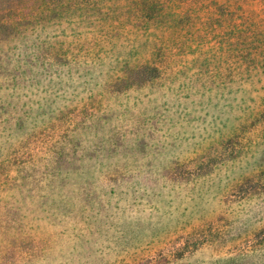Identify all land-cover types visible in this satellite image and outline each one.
Here are the masks:
<instances>
[{"label":"rangeland","instance_id":"rangeland-1","mask_svg":"<svg viewBox=\"0 0 264 264\" xmlns=\"http://www.w3.org/2000/svg\"><path fill=\"white\" fill-rule=\"evenodd\" d=\"M20 1L0 0V264H264L263 60L213 13L264 0L149 28Z\"/></svg>","mask_w":264,"mask_h":264},{"label":"trees","instance_id":"trees-1","mask_svg":"<svg viewBox=\"0 0 264 264\" xmlns=\"http://www.w3.org/2000/svg\"><path fill=\"white\" fill-rule=\"evenodd\" d=\"M40 3L45 4V7L50 11H55L54 6L58 3L78 5L85 3L92 5V8H95L97 4H102V6H106L105 15H118L119 11L124 10L122 18L143 24L146 28L154 23L175 26L181 21V18H189L203 11V4L195 7H183L186 0H21L16 14L23 18L27 7L35 10L33 6ZM223 5L231 7L230 4ZM207 6L209 5L207 4L205 7ZM213 13L216 18L222 20V22L217 21L216 25L220 29L222 28L226 49L232 50V46L235 45L233 51H236L237 54L250 55L254 59L259 54L262 56L261 60L264 65V19L260 18L256 12L242 11L241 15H237L234 11L224 10ZM249 50H254V53H248ZM261 113L264 114V107L261 109Z\"/></svg>","mask_w":264,"mask_h":264}]
</instances>
